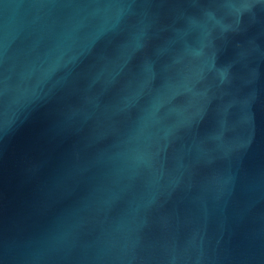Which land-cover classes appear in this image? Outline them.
Instances as JSON below:
<instances>
[{
  "label": "water",
  "instance_id": "1",
  "mask_svg": "<svg viewBox=\"0 0 264 264\" xmlns=\"http://www.w3.org/2000/svg\"><path fill=\"white\" fill-rule=\"evenodd\" d=\"M0 264H264V0H0Z\"/></svg>",
  "mask_w": 264,
  "mask_h": 264
}]
</instances>
